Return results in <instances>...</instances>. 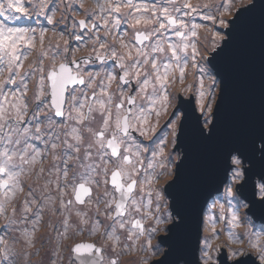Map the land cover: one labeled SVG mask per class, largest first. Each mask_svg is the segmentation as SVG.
<instances>
[{
  "label": "snow or ice",
  "instance_id": "1",
  "mask_svg": "<svg viewBox=\"0 0 264 264\" xmlns=\"http://www.w3.org/2000/svg\"><path fill=\"white\" fill-rule=\"evenodd\" d=\"M255 9L0 0V264H264V119L226 118Z\"/></svg>",
  "mask_w": 264,
  "mask_h": 264
},
{
  "label": "water",
  "instance_id": "2",
  "mask_svg": "<svg viewBox=\"0 0 264 264\" xmlns=\"http://www.w3.org/2000/svg\"><path fill=\"white\" fill-rule=\"evenodd\" d=\"M254 3L256 9L250 14V24L245 32L239 56L242 76L233 80L232 90L226 102V118L229 124L232 122L237 94L241 90L245 106L251 117L257 123L264 119V13L260 11L264 8V0H254ZM224 34H227V29H224ZM189 101L196 109L195 114L200 115L192 96L189 98L179 96L178 103ZM178 109L181 113L183 112V108ZM190 122L189 119V124Z\"/></svg>",
  "mask_w": 264,
  "mask_h": 264
},
{
  "label": "rangeland",
  "instance_id": "3",
  "mask_svg": "<svg viewBox=\"0 0 264 264\" xmlns=\"http://www.w3.org/2000/svg\"><path fill=\"white\" fill-rule=\"evenodd\" d=\"M194 2H195V0H194ZM202 2H203V0H202ZM235 2H236L237 5H239L240 0H235ZM245 6H246V5H245ZM235 10H236V9L234 8L233 11H235ZM81 15H83V13H81ZM230 18H231V17H229V19H230ZM197 22L203 23V20L200 19V18H197ZM211 26H212V25H210V27H211ZM215 27H216V31H219L221 34H224V29L221 28V27L219 26V24H217ZM49 35H50V33H49ZM207 35H208V34H207ZM208 44H209V46H210V45H211V42H209ZM188 81H189V79H186L185 84H187ZM190 81H192V78H191ZM177 87H180L179 83L177 84ZM179 96H182L183 98H188L189 96H192V97H193V100H194V103H195V106H196V108H197V110H198V105H197V103H196V98L194 97V95H192V93H190V92H182V93L179 94ZM170 111H176L178 115L181 114L180 110H178V109H170ZM165 123H167V121L162 119V124H161V128L158 130V135H163V134L167 131V129H165V128L163 127V124H165ZM169 139H170V137H169ZM145 143H149V142H148V141H145Z\"/></svg>",
  "mask_w": 264,
  "mask_h": 264
},
{
  "label": "bare ground",
  "instance_id": "4",
  "mask_svg": "<svg viewBox=\"0 0 264 264\" xmlns=\"http://www.w3.org/2000/svg\"><path fill=\"white\" fill-rule=\"evenodd\" d=\"M203 23H206L208 27H210V25H211V22H205V21H203ZM209 42H211V34H208V40H207V43H209ZM191 78H192L191 76L187 77V79H189L188 83H189V82H192V81H190Z\"/></svg>",
  "mask_w": 264,
  "mask_h": 264
},
{
  "label": "flooded vegetation",
  "instance_id": "5",
  "mask_svg": "<svg viewBox=\"0 0 264 264\" xmlns=\"http://www.w3.org/2000/svg\"><path fill=\"white\" fill-rule=\"evenodd\" d=\"M34 20L36 19L35 17L33 18ZM42 19V18H41ZM35 26V25H34ZM79 55V54H78ZM111 63V62H110ZM91 67H96V65H93V66H91Z\"/></svg>",
  "mask_w": 264,
  "mask_h": 264
},
{
  "label": "clouds",
  "instance_id": "6",
  "mask_svg": "<svg viewBox=\"0 0 264 264\" xmlns=\"http://www.w3.org/2000/svg\"><path fill=\"white\" fill-rule=\"evenodd\" d=\"M224 35H225V34H224ZM189 97H190V96H189ZM189 97H188V98H189ZM177 103H178V101H177ZM178 110H180V109H178Z\"/></svg>",
  "mask_w": 264,
  "mask_h": 264
}]
</instances>
